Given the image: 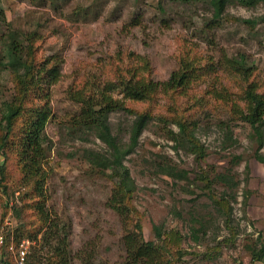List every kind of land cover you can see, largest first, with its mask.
<instances>
[{"label":"rangeland","instance_id":"374dc122","mask_svg":"<svg viewBox=\"0 0 264 264\" xmlns=\"http://www.w3.org/2000/svg\"><path fill=\"white\" fill-rule=\"evenodd\" d=\"M210 17L211 10L201 1L0 0V59L6 62L5 48L13 37L23 54L30 52L31 45L34 60L48 58L59 71L55 83L42 82V95L51 110L44 129L48 148L43 164L44 206L39 212L29 206V197H22L28 188L22 186L14 162L7 159L5 185H0V228L15 238L32 239L31 251H46V224L39 220L48 213V221L62 230L70 264H122L121 237L131 220L138 218L144 238L162 244L167 264H264V163L254 157L257 143L250 125L231 119L230 102L226 106L211 92L226 91L237 99L243 81L224 58L242 54L253 68L250 78L264 95V20L259 19L264 18V0L252 4L228 0L218 22ZM254 19V23L245 21ZM194 55L198 56L194 65L201 68L188 88L125 103L149 112V118L138 145L124 160L135 189L129 216H121L109 205L118 181L114 167L100 171L85 160L84 149L103 152L105 146L93 135L82 139L74 133L72 118L79 105L69 99L68 91L87 82L101 86L115 81L113 65L122 59L139 69L145 58L147 76L167 81L182 57ZM13 77L9 68L0 65V108L16 91ZM86 85L88 90L90 84ZM40 89L31 91L36 99ZM113 95L122 96L117 90ZM175 116L197 122L195 135L203 157L173 148L167 130H178L171 121ZM132 117L120 110L112 113L111 121L122 128ZM228 119L237 141L223 148L218 123ZM262 140L264 154V129ZM162 162L176 170L163 173L158 167ZM218 172H229L237 182L231 190L235 197L225 195L231 208L228 222L216 210L222 207L216 201L224 190L211 181ZM200 224L204 228L194 240L191 227Z\"/></svg>","mask_w":264,"mask_h":264},{"label":"trees","instance_id":"16d2710c","mask_svg":"<svg viewBox=\"0 0 264 264\" xmlns=\"http://www.w3.org/2000/svg\"><path fill=\"white\" fill-rule=\"evenodd\" d=\"M175 1L179 4L204 2L208 5V10H211L210 19L214 24L222 18V13L228 4V0ZM255 1L258 0H252L251 3L247 0H241L246 4H252ZM259 19L264 20L263 17H259ZM245 21L254 23L253 21L256 19ZM28 47L30 52L23 54L24 50L21 51L17 47L15 38L12 37L10 44H7L5 48L6 62L0 59V65L12 71L16 85V91L12 97L3 101L0 108V155L4 157V160L0 162V185H5V164L7 159H11L18 170L22 186L28 188L22 193V197H29L28 200L31 201L29 206L35 207L39 212L44 206L42 186L45 172L43 164L48 150L44 144V129L51 115V110L45 101L46 96L42 95L44 90L42 82L47 85L55 83L59 71L55 65L49 64L48 58L34 60L31 45ZM24 55L30 56V60L26 61ZM195 58L198 59V56L182 57L178 69L174 70L168 80L163 82H157L147 76V68H149L147 59H141L142 64L138 65L139 69L137 66L131 67L123 64L122 59L113 65L115 81L107 80L101 86L87 82L90 84L88 90L87 83H84L68 91L69 99L79 105L78 113L72 118L74 133L79 134L82 139L93 135L105 146L103 152L93 148L84 149L85 160L92 162L100 171L114 167L113 172L117 175L118 181L114 182V192L109 200V205L121 216L126 213V216H129V199L135 189V183L130 177L124 160L138 145L139 137L149 118V112L144 109L133 110L129 105L127 107L125 103L144 102L152 99L158 92L188 88L191 81L199 76L198 72L201 68L194 65ZM224 62L243 81L237 92L238 97L236 100L232 99L230 93L222 90H211V92L217 96L218 100L227 102H223L226 106L230 102L228 110L231 119L236 118L250 125L252 128L251 136L257 143L254 157L264 163V154L260 152L264 129V95L258 91L257 83L250 78L253 68L247 64L242 54L225 57ZM142 71H145L146 74H141ZM34 88H41L37 99L31 92ZM115 90L122 96H114ZM38 99L42 101L38 102ZM120 110L133 114V117L129 118L122 128L111 121L112 113ZM171 121L178 127L177 131L167 130L168 137L175 143L173 148L175 150L183 148L189 153L196 154L198 158L203 157L204 149L195 135L197 122L181 116H175L171 118ZM230 121L229 119L220 120L218 123L223 148H227L237 141L233 136ZM158 164L159 170L163 173L170 174L176 170L175 167L169 166L165 162ZM205 179L208 188L211 181L224 186L220 200L216 201L222 207H218L216 210L218 213L227 216L226 222H228L231 208L228 207L229 200L225 198V195L228 194L231 199L235 197V192L231 190L237 182L229 172L215 173L211 181L208 177ZM212 199L215 202L214 198ZM48 216V213L42 214V219L39 220L40 224H46L43 233V245L46 247V251H42V249L30 251L28 264H70V254L66 250L64 237L61 239L59 234L62 230L57 224L48 221ZM202 228H204L203 224H200L199 228L191 227L190 233L194 240H198L196 234ZM154 229L157 237L161 238L160 229L157 226ZM121 242L125 251L122 264L168 263V258L165 259L161 254L162 244L144 238L138 218L131 220L130 227L126 228L121 237ZM261 248L264 251V243Z\"/></svg>","mask_w":264,"mask_h":264},{"label":"built area","instance_id":"2783aa9c","mask_svg":"<svg viewBox=\"0 0 264 264\" xmlns=\"http://www.w3.org/2000/svg\"><path fill=\"white\" fill-rule=\"evenodd\" d=\"M5 224H8L5 221ZM32 239L15 238L12 232L0 228V264H28V256L33 245Z\"/></svg>","mask_w":264,"mask_h":264}]
</instances>
